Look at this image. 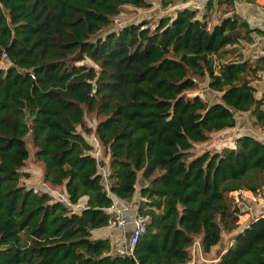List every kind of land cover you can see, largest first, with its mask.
Segmentation results:
<instances>
[{"label":"trees","instance_id":"1","mask_svg":"<svg viewBox=\"0 0 264 264\" xmlns=\"http://www.w3.org/2000/svg\"><path fill=\"white\" fill-rule=\"evenodd\" d=\"M224 3L232 14L213 28L210 2L201 19L186 7L114 30L125 7L152 4L0 0V264H189L197 239L210 253L224 234L235 235L215 264H264V214L240 232L235 199L264 190V142L244 135L234 147L195 149L235 128L237 113L264 130V96L252 86L264 57L237 49L262 32ZM203 82L219 101L199 94ZM90 134L109 159L107 182ZM30 146L69 206L25 186ZM140 173L138 213L152 222L133 256L113 254L93 232L107 227L115 199L134 201Z\"/></svg>","mask_w":264,"mask_h":264},{"label":"crops","instance_id":"2","mask_svg":"<svg viewBox=\"0 0 264 264\" xmlns=\"http://www.w3.org/2000/svg\"><path fill=\"white\" fill-rule=\"evenodd\" d=\"M190 1V0H189ZM151 4H153L151 1L148 0ZM234 4L232 8L236 11V14L243 17L245 20L248 21L249 25L252 29H259L262 33L253 34V43L246 44L242 43V54L243 58L248 61H256L259 58L264 57V0H260L255 3H248L245 0H233ZM214 4V11L211 13L210 20H209V27L213 28L215 25L219 24L223 19L227 18L229 15H231V9L227 13L228 9L231 8L228 4L224 3V0H214L212 1ZM193 8L190 4V2L187 3H178L175 7H170L166 13L162 16H173L175 15L176 11L178 9L183 8ZM196 9V8H195ZM199 12V18L201 19L203 15L206 13V8L198 9ZM174 11V12H173ZM173 12V13H172ZM161 16V17H162ZM160 17V18H161ZM206 86V87H205ZM205 86L202 87V90L204 91V94L200 93V95L203 97L204 95H207L206 97H203L204 99H207V97L214 95V100L211 103L217 102L221 98V94H218L216 92L211 91L208 88V82L205 83ZM252 86L257 90L256 98L261 99L264 96V71L261 72V75L258 77H255L252 82ZM237 119V126L233 129H227L218 133L212 134V137L215 135H218L219 138L223 137V147H214L210 149H216L217 151H220L223 148L226 147H234L236 139H238L241 136L244 135H251L256 137L258 140L264 142V130H261L260 127L255 125L254 118L251 116V113H237L236 114ZM221 143V144H222ZM95 147V145H93ZM109 159L107 161L106 165V171L109 174ZM103 175V174H102ZM46 185V184H45ZM145 181L143 179L142 173L138 175V183L137 188L138 192L134 198V201L131 203H126L125 201L115 199L116 204L118 208L124 210V214L126 216L127 222L130 220L131 215L133 212H136L138 209V203L140 201V190L145 186ZM61 187L62 189H58ZM36 190L47 192L50 195H52L56 200L64 202L67 206H69V197L66 192L65 186H56V187H48L45 186L44 190L37 188ZM60 190V191H59ZM58 193L60 195H58ZM138 195V196H137ZM235 199L242 211V215L240 216V231L241 229H245L250 225L252 221L259 218L264 214V190L260 192V194L255 195L251 192H242L235 194ZM88 198H83L80 201V204L78 206L73 207L72 209L75 212H79L80 210L84 209L87 204ZM131 226L133 227V223H131ZM108 230H112L109 227L96 230L93 232V235L97 239H109L112 244L113 248V254H124L121 251V239L119 237L118 232L122 234L124 233L123 229H115L110 233ZM125 230H128L129 234L131 233L132 228H127ZM128 234V235H129ZM127 235V236H128ZM235 235V234H234ZM128 241V238L124 242V245L126 246Z\"/></svg>","mask_w":264,"mask_h":264},{"label":"rangeland","instance_id":"3","mask_svg":"<svg viewBox=\"0 0 264 264\" xmlns=\"http://www.w3.org/2000/svg\"><path fill=\"white\" fill-rule=\"evenodd\" d=\"M151 1L153 4L151 6V8L148 9H136L134 7H125L122 14L116 18V20L114 21V25L113 28L114 30H118L119 28L126 26V25H130L133 23H139L141 21H156L158 20L162 15H164V13H166V11L169 10V8H164L163 5L161 4V2L157 1V0H149ZM180 4V3H179ZM174 12V11H173ZM172 12V13H173ZM242 47L244 46H240L238 49V51L240 53L242 50ZM232 58V57H231ZM7 64L4 63L3 66H6ZM206 82H203L201 85V90L199 92L204 94L205 90H202V87L205 86ZM206 87V86H205ZM207 95H204L203 97H206ZM209 102H212L214 100V95L212 96H208L207 97ZM97 118L95 116H90L87 118V125L93 130L95 129L96 125H97ZM81 131V129H79ZM87 141L92 144L95 145V150H94V155L95 157L98 159L99 162V172L101 174H103L105 181L107 182V176L108 174H105L107 172L106 171V165H107V161H108V157H106L104 155L103 150L100 148L95 136L92 134L90 135H85ZM223 137L219 138L218 135H215L212 137V140L209 143L203 144V145H198L195 147L196 152L200 153L203 152L206 149H210V148H214V147H223ZM28 142L30 143V140L28 139ZM222 143V144H221ZM212 150H216V149H212ZM30 151H31V158L28 161L26 167H24L23 171L27 172L31 175V178L29 180L24 179L23 182L25 184L26 187L28 188H40L42 190H44L45 186L48 187H53L50 184H46L43 182V166L40 162H38L35 158V150L30 146ZM46 184V185H45ZM58 189H62L61 187H59ZM59 190V191H60ZM58 195H60L58 193ZM138 196V195H137ZM138 212V209L136 212H133L131 215L130 220L127 222L126 227L123 229L124 233L122 232V234H120V232H118L119 237L121 239V251L126 254V246L124 245V242L127 239V235L129 234L128 230H125L127 228H132L131 223L133 221L134 216L136 215V213ZM112 230H108L110 233L115 232L113 230V228H111ZM233 236L232 234H224L223 239L221 241V243L214 247L210 253H205L203 251V248L201 246V250L197 249V251L195 252V254H193V252L191 251V261L189 264H215L219 258L220 255L223 254L225 252V250H227L230 245L232 244L233 241ZM196 242H200V239H197Z\"/></svg>","mask_w":264,"mask_h":264},{"label":"built area","instance_id":"4","mask_svg":"<svg viewBox=\"0 0 264 264\" xmlns=\"http://www.w3.org/2000/svg\"><path fill=\"white\" fill-rule=\"evenodd\" d=\"M214 0H190V4L193 8L203 9L206 8L207 5ZM7 56L5 55L4 58ZM259 76L261 73L258 74ZM108 213L110 214V218L107 222V227L113 229H124L127 224L126 216L124 214V210L118 208L116 201L112 204V206L108 209ZM152 222V216L149 214H139L138 212L133 218V227L131 230V237L129 241V252L127 255L133 256L134 250L140 241V239L146 235L148 226ZM197 249L201 250L200 242H195L191 251L193 254L197 251Z\"/></svg>","mask_w":264,"mask_h":264},{"label":"water","instance_id":"5","mask_svg":"<svg viewBox=\"0 0 264 264\" xmlns=\"http://www.w3.org/2000/svg\"><path fill=\"white\" fill-rule=\"evenodd\" d=\"M244 231V229H241L240 232ZM130 237H131V233L127 236L128 238V241H127V244H126V254L129 252V241H130Z\"/></svg>","mask_w":264,"mask_h":264}]
</instances>
